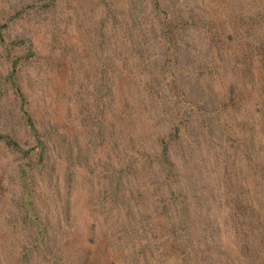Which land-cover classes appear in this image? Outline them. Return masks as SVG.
<instances>
[{
	"label": "rangeland",
	"instance_id": "1",
	"mask_svg": "<svg viewBox=\"0 0 264 264\" xmlns=\"http://www.w3.org/2000/svg\"><path fill=\"white\" fill-rule=\"evenodd\" d=\"M155 1L0 0V264H190L189 233L164 246L180 218L173 199L159 200L184 192L196 240L222 179L254 191L230 138L253 126L264 66L247 55L264 25L233 28L234 13L253 15L250 0ZM224 148L236 159L226 169ZM255 186L257 211H239L236 264H264Z\"/></svg>",
	"mask_w": 264,
	"mask_h": 264
},
{
	"label": "trees",
	"instance_id": "2",
	"mask_svg": "<svg viewBox=\"0 0 264 264\" xmlns=\"http://www.w3.org/2000/svg\"><path fill=\"white\" fill-rule=\"evenodd\" d=\"M192 1V0H190ZM251 4L254 8L253 15L250 13H242V11H239L238 13H234V17L232 18L234 21L233 28L236 30L244 29L249 30L254 27L261 28V25H264V0H250ZM156 6L161 5L160 0L155 1ZM216 4L222 5L224 3H231V0H215ZM224 8V7H223ZM210 16V15H209ZM192 22L196 23L197 21H193V15L188 16ZM207 25L205 27V36L207 37V44H211L213 40L219 39V37H215L210 32L212 29H214L217 25L215 21L212 19L206 20ZM165 25H168V23H164ZM225 28V27H224ZM219 47V46H218ZM209 52L211 53V50L209 49ZM253 56V60L256 58L261 61L262 67L264 66V38L262 40H259L258 43L254 45L252 49L249 50L247 57L251 58ZM252 60V61H253ZM256 76L258 75L259 79V67L256 66ZM243 76L248 77L252 80V78H255L253 69L250 71V63H247V68L243 71ZM258 108L255 110L254 117L251 118V121H253V126L250 131V134L246 137L244 134L242 135V142L241 140H235L234 138H230L232 134H234V129H229L228 125H225L226 130H224V136L227 138H230V140L233 143H239L240 148H243L244 150H241V153H243L242 158L244 159L245 165H247V168L251 175L255 179V184L258 186V183H260L261 187L264 190V152L261 151L264 147V81L261 83L260 81V89L258 90ZM229 135V137H228ZM229 140V139H227ZM168 141V140H166ZM165 149V148H164ZM227 149L224 148L222 152L227 157L226 159L224 157L221 158L223 169H226L229 167L227 164L233 163L236 159L231 153H226ZM244 165V166H245ZM239 175L242 174L243 168L239 165H234L232 167ZM227 178L222 179L223 186L221 191H214V196H210L209 201L206 199L207 208L205 211V214L202 216H198V222H203L206 224V226H199L193 227V232L197 235H201L200 238H197L196 240L193 237V234L191 232V226H195L197 224V221L192 219L193 217H189V210L185 209L182 204V193L183 191H179L180 195L171 196L170 198H163L159 200L160 206L165 207L166 205L173 204L171 202V199H173L177 205L178 214L176 216H179L180 218V226L179 228H176L174 223H171V227H174L173 230L166 229V240L165 242V248L172 247L174 248V244H182L180 243L181 238L175 236L178 232L185 231L189 233L192 236V240H188L185 236V244L183 247H185V259H187V263L190 264H236V243L238 241V234H239V225H240V213L242 211H247L249 213H255L257 211L256 208H254V204H252L254 197V194L256 195L257 187L254 184V191H231V180H227ZM240 188V187H239ZM219 196L218 198H216ZM200 198L196 202H198ZM195 202V203H196ZM217 202V205H219V209L217 214H213V218L210 215V209L212 208V203ZM179 207V208H178ZM175 211V210H174ZM209 211V212H208ZM196 214V213H195ZM194 214V215H195ZM187 215L190 221L187 219ZM172 219V217H171ZM172 222V221H171ZM168 225V223H167ZM170 226V225H169ZM217 226V227H216ZM164 229L166 228V223H164V226H162ZM181 227L184 229L181 230ZM200 229L201 232H198L197 230ZM242 231V230H241ZM217 236V239L214 240L215 233ZM212 233V234H211ZM251 236L248 233L246 234V237ZM191 238V237H189ZM113 241L112 239H110ZM184 242V239H183ZM206 242L210 243V245H207ZM236 242V243H235ZM167 243H170L167 245ZM114 245V242H113ZM205 246L208 251H205L202 246ZM250 246V245H249ZM115 249V248H114ZM112 249V250H114ZM211 250V251H210ZM114 252H117L114 250ZM119 252V251H118ZM190 254V256L188 255ZM209 254V256H213V259L207 263L205 261L206 256ZM140 256L139 254H136L135 256ZM201 256L200 260H197V256ZM177 256V255H175ZM174 258V256H173ZM177 260V257H175ZM196 258V259H195ZM138 259V258H137ZM135 260V259H134ZM132 262V261H131ZM139 264V263H138Z\"/></svg>",
	"mask_w": 264,
	"mask_h": 264
}]
</instances>
